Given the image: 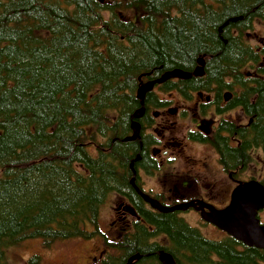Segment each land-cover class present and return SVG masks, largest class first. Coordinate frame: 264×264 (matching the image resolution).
Listing matches in <instances>:
<instances>
[{
  "label": "trees",
  "instance_id": "obj_1",
  "mask_svg": "<svg viewBox=\"0 0 264 264\" xmlns=\"http://www.w3.org/2000/svg\"><path fill=\"white\" fill-rule=\"evenodd\" d=\"M253 18L264 20V0H0V264L24 241L98 236L101 205L124 185L122 139L140 84L192 72L201 57L197 82L244 81L242 68L259 58L228 30ZM257 74L252 144L264 152ZM185 236L193 259L202 241Z\"/></svg>",
  "mask_w": 264,
  "mask_h": 264
},
{
  "label": "flooded vegetation",
  "instance_id": "obj_2",
  "mask_svg": "<svg viewBox=\"0 0 264 264\" xmlns=\"http://www.w3.org/2000/svg\"><path fill=\"white\" fill-rule=\"evenodd\" d=\"M256 24L264 20L253 18L243 32L228 30L259 58L242 68L244 81L172 79L154 85L134 119L138 103L122 139L128 158L120 169L124 185L110 194L115 205L91 264H264V249L243 244L221 227L224 222L211 221L230 206L240 184L256 181L264 188V152L252 144L255 116L249 109L256 103L249 88L256 89L255 81L263 79L257 70L264 69V42L258 46L250 36ZM132 122L136 137L125 140ZM255 220L264 227V205ZM188 232L202 241L193 259ZM229 253L246 255L236 261Z\"/></svg>",
  "mask_w": 264,
  "mask_h": 264
},
{
  "label": "water",
  "instance_id": "obj_3",
  "mask_svg": "<svg viewBox=\"0 0 264 264\" xmlns=\"http://www.w3.org/2000/svg\"><path fill=\"white\" fill-rule=\"evenodd\" d=\"M241 18L229 19L218 29L221 33V28L227 26L229 23H235ZM204 60L203 57L198 58L196 67L192 72H185L179 69H174L163 73L160 78L141 83L136 91V98L140 103V108L137 109L133 115L134 119H138L143 112V102L145 95L152 91L154 85L162 84L168 80H189L192 77H202ZM132 136L125 140H133L136 136L138 125L132 122L131 126ZM264 205V188L256 181H250L240 184L232 193L230 206L212 216L211 221L218 224L219 221L225 224L221 227L229 232L236 240L242 242L247 246H254L256 248L264 249V227L258 225L255 220V213ZM235 220V224L230 226L229 220Z\"/></svg>",
  "mask_w": 264,
  "mask_h": 264
},
{
  "label": "rangeland",
  "instance_id": "obj_4",
  "mask_svg": "<svg viewBox=\"0 0 264 264\" xmlns=\"http://www.w3.org/2000/svg\"><path fill=\"white\" fill-rule=\"evenodd\" d=\"M127 14L131 19H134L138 12L132 8L127 11ZM250 36L251 40L261 46L259 42H264V25H254L250 31ZM254 42L252 43L255 44ZM114 205L115 200L110 195L106 197L99 209L98 232H103L108 228L111 216L110 208ZM101 242L100 235L88 240L72 239L56 242L48 248H44L39 240L24 241L16 247L5 250V264H26L32 256L40 258L39 264H91L90 258L95 255L92 253V249L96 246L99 247Z\"/></svg>",
  "mask_w": 264,
  "mask_h": 264
}]
</instances>
